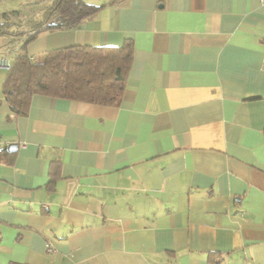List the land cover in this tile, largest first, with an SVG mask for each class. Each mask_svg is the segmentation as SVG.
<instances>
[{"label": "crops", "instance_id": "obj_1", "mask_svg": "<svg viewBox=\"0 0 264 264\" xmlns=\"http://www.w3.org/2000/svg\"><path fill=\"white\" fill-rule=\"evenodd\" d=\"M83 1L75 29L0 36L11 66L133 43L116 107L18 115L0 67V264H264V2Z\"/></svg>", "mask_w": 264, "mask_h": 264}, {"label": "trees", "instance_id": "obj_2", "mask_svg": "<svg viewBox=\"0 0 264 264\" xmlns=\"http://www.w3.org/2000/svg\"><path fill=\"white\" fill-rule=\"evenodd\" d=\"M46 1L49 4L40 19L31 21L30 30L21 29L15 23V28L4 23L0 36L25 37L23 46L26 47L41 32L75 29L102 8L83 0H35L36 3ZM132 59L130 40L120 47L74 45L55 49L36 62L27 55H20L9 70L4 94L18 115L26 113L36 94L116 107L127 86Z\"/></svg>", "mask_w": 264, "mask_h": 264}, {"label": "rangeland", "instance_id": "obj_3", "mask_svg": "<svg viewBox=\"0 0 264 264\" xmlns=\"http://www.w3.org/2000/svg\"><path fill=\"white\" fill-rule=\"evenodd\" d=\"M49 4L46 2L36 3L33 0H7L6 2H2L1 5L6 6L8 10L11 8L12 10H16L19 12L18 14L12 15L9 19V23H15L21 29H31V21L34 19H40L41 14L45 6Z\"/></svg>", "mask_w": 264, "mask_h": 264}, {"label": "built area", "instance_id": "obj_4", "mask_svg": "<svg viewBox=\"0 0 264 264\" xmlns=\"http://www.w3.org/2000/svg\"><path fill=\"white\" fill-rule=\"evenodd\" d=\"M260 1L264 2V0H260ZM0 67L10 68L11 67L10 59H2V60H0Z\"/></svg>", "mask_w": 264, "mask_h": 264}, {"label": "water", "instance_id": "obj_5", "mask_svg": "<svg viewBox=\"0 0 264 264\" xmlns=\"http://www.w3.org/2000/svg\"><path fill=\"white\" fill-rule=\"evenodd\" d=\"M18 146L16 144H10L8 147V152L13 153L17 150Z\"/></svg>", "mask_w": 264, "mask_h": 264}]
</instances>
